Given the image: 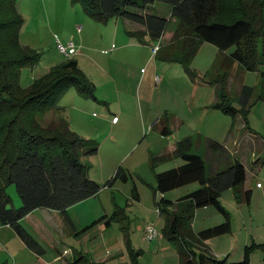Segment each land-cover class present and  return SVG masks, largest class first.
I'll return each mask as SVG.
<instances>
[{
  "label": "rangeland",
  "instance_id": "1",
  "mask_svg": "<svg viewBox=\"0 0 264 264\" xmlns=\"http://www.w3.org/2000/svg\"><path fill=\"white\" fill-rule=\"evenodd\" d=\"M11 3L22 18L20 44L39 55L36 65L21 70V84L27 86L52 69L74 60L93 85L90 94H81L72 87L65 90L54 108L49 112L34 113V116L45 129L54 121L64 119L81 139L96 145L97 153L81 160L89 167V177L102 188L97 195L68 211L72 224L61 213L47 215L43 212L46 209H41L31 220L23 222L24 227L29 229L35 222H49L50 236L42 233L34 236L35 242L45 250L43 256L47 259L54 258L51 247L56 246L67 260L73 257L74 250L95 260L106 259V253L118 251L119 260L108 264H179L177 246L164 232L166 220L158 212L157 202L162 197L172 199L178 194L179 198L188 188L165 194L156 192V175L184 163L181 157L173 154L172 148L185 141H188L189 152L203 158L209 174L225 169L235 158L241 159L250 176L252 168L259 169L260 165H256L258 157L261 166L264 164L261 163L264 100L256 93L247 115L250 129L258 134L257 143H246L242 139L244 123L240 119L213 107L221 93L224 73L225 94L229 104L236 108H239L237 98L243 86L259 90V73L248 71L238 63H234L229 71L220 70L225 54L203 42L189 66L199 76L197 84L181 64L165 62L162 52L152 54L159 41L150 36L139 40L126 34L125 27L130 31V27L136 25L117 18L99 22L75 0H12ZM154 6L169 15L167 5L157 2ZM7 13L13 15L9 10ZM177 25V21L172 22L168 32H173ZM58 42L64 46L73 42L77 54L67 57L60 53ZM261 70L264 72V66ZM201 81H214V84ZM163 129H168L169 133L162 134ZM206 138L218 141L224 149L211 150L203 140ZM254 151L258 156L255 157ZM254 170L252 183L260 182L264 186V165L260 171ZM117 172L119 176L113 184L104 187ZM232 191L227 190L220 202L229 212L234 230L213 240L234 242L231 247L228 244L220 246L228 250L224 255L230 254L239 262L244 258L239 251L244 244L251 243V234L257 231L256 220L260 229H264V201L255 199L257 196L254 198L252 207L256 216L252 218L248 205L243 206V221L237 206L232 205ZM7 192L12 198L11 206L19 208L21 200L16 186L9 185ZM116 210L127 217L124 224L113 222L106 227L102 221V226L101 223L92 225L102 217H111ZM199 211V214L195 211L192 222L195 233L224 221V216L212 205L199 208ZM149 226L158 233L152 241L146 238L145 230ZM0 240L3 241L0 264H6V261L14 264L15 257L10 251L13 246L23 245L21 239L13 230L5 229L0 231ZM17 259L21 261L23 257ZM250 264H264V250L255 249L250 255Z\"/></svg>",
  "mask_w": 264,
  "mask_h": 264
},
{
  "label": "trees",
  "instance_id": "2",
  "mask_svg": "<svg viewBox=\"0 0 264 264\" xmlns=\"http://www.w3.org/2000/svg\"><path fill=\"white\" fill-rule=\"evenodd\" d=\"M12 0H0V224L10 226L31 248L37 244L22 227L21 221L36 209L66 212L68 208L97 195L101 186L89 177V167L82 157L97 153L94 143L81 139L73 132L67 121H54L45 129L37 123L34 113L49 112L56 106L59 96L69 88L81 94H90L92 83L72 60L52 69L44 76L23 86L20 72L23 67L36 65L39 55L22 46L19 34L22 18ZM84 11L99 22L117 18L143 30L129 31V36L142 40L148 35L158 41L164 35L172 19L177 27L171 40L159 47L157 53L167 63H179L187 69L193 81L199 77L190 69L199 46L207 42L225 54L220 70L226 72L234 63L248 71L258 72L257 88L243 86L238 95L239 108L229 104L225 94V78L220 82L221 93L214 108L233 118L241 117L247 130L251 103L256 95L264 100V0H75ZM169 7V15L155 8L156 3ZM9 10L13 15L7 13ZM143 44L145 42H142ZM212 85L214 81H205ZM91 83V84H90ZM52 123V122H51ZM54 126V127H52ZM169 133L163 129L162 134ZM187 142L176 144L173 154L181 157L184 164L156 175V192L168 191L199 183L197 190L177 200V204L162 197L157 202L161 216L166 220L164 230L168 240L177 246L179 264H250L255 249L264 250V244L246 246L244 258L230 262L227 257L213 255L207 241L230 233L231 218L221 204L220 198L227 190L235 192L238 203H249L251 190H244L245 167L236 161L213 175L206 173L203 158L189 152ZM208 147L223 150L222 144L207 140ZM261 163H264V158ZM260 165V159L256 162ZM119 176L116 173L104 187L112 185ZM14 184L21 206H11L12 198L7 192ZM214 206L224 216L217 226L193 231L192 222L197 209ZM127 217L116 210L111 217H102L94 224L104 221L125 223ZM68 264H105L78 253Z\"/></svg>",
  "mask_w": 264,
  "mask_h": 264
},
{
  "label": "crops",
  "instance_id": "3",
  "mask_svg": "<svg viewBox=\"0 0 264 264\" xmlns=\"http://www.w3.org/2000/svg\"><path fill=\"white\" fill-rule=\"evenodd\" d=\"M175 20L174 19H172L171 20V22L169 23V25L172 23V22H174ZM169 25H168V27H169ZM168 27H167V29H166V31H165V33H164V35L162 36V38L160 39V40H158L159 41V43L157 44V45H159V46H163V45H165V44H167L170 40H171V38H172V36H173V32H168ZM132 30H130V31H134L133 29H135V31H138V30H143L141 27H139V26H136V27H134V28H132V26L130 27ZM127 31V29H126V27H125V32ZM167 32L169 33L168 34V37L166 36L167 35ZM127 34V33H126ZM146 36H148V35H146ZM153 54V53H152ZM196 83L198 84L199 82L197 81V79H196ZM201 83H205V82H203V81H201ZM210 85V84H209ZM237 119H240L241 121H242V123H244L243 122V120H242V118L241 117H238ZM69 124V123H68ZM69 127H70V125H69ZM241 131H242V139L243 140H246L245 142L246 143H249V142H258L257 141V139H258V134L256 133V132H254V131H249V130H247V128L245 127V124L244 125H242V128H241ZM203 140H205V142L207 141V140H213V139H209V138H206V139H203ZM213 141H215V140H213ZM218 142V141H217ZM219 143V142H218ZM221 144V143H220ZM206 145H208L207 143H206ZM223 146V145H222ZM264 146V145H263ZM224 147V146H223ZM264 148V147H263ZM176 149V145L172 148V152L174 151ZM171 152V153H172ZM254 154H255V157L256 156H258L257 154H256V152L254 151ZM262 154H263V156H261V157H263L264 158V149H263V152H262ZM258 159H260L259 157H258ZM236 161H238V162H240V163H242L241 162V159H238V158H235L234 159V161H232L231 162V164H233L234 162H236ZM184 164V163H183ZM182 164V165H183ZM230 164V165H231ZM243 165H244V163H242ZM230 165H228V166H230ZM264 165V164H263ZM262 165V166H263ZM181 166V165H180ZM227 166V167H228ZM262 166H260V168L259 169H257L256 167L255 168H252L253 170L255 169L256 171H260V169H261V167ZM177 167H179V166H177ZM226 167V168H227ZM244 167H245V165H244ZM253 170H252V175L250 176L249 175V173L246 171V167H245V172H246V183H245V186H244V190L245 191H247V190H251V198H250V202L247 204V203H245V202H241V203H238L237 201H236V197H235V192L234 191H232V205L233 204H235V206H237L236 208V210L238 211V214H239V216L241 217V216H244V214H243V206H246V204L248 205V209H249V217L250 218H252L253 216L255 217L256 216V213L253 211V207H252V205H253V200H254V198L255 199H257V198H260V199H262L263 201H264V186L260 183V182H257L255 185L252 183V181H251V178L254 176V173H253ZM254 170V171H255ZM218 171H220V170H217V171H215L214 173H212L211 172V174H209L208 172H207V168H206V173L208 174V175H213V174H215L216 172H218ZM255 171V172H256ZM258 184H261V187H258ZM189 187H192V188H190L189 189ZM200 187V185H199V183H192V184H189V185H187V186H184V187H180V188H177V189H175V190H172V192H175L176 190H180V189H182V188H188L186 191V193L185 194H183V196H180L179 198H178V195L177 196H175L174 198H172V199H168V200H170V201H172V202H174V204L176 205L177 204V200L178 199H180V198H182V197H184V196H186V195H188L189 193H191V192H193L194 190H197L198 188ZM259 190L258 191V193H255V191L256 190ZM226 192V191H225ZM224 192V193H225ZM223 193V194H224ZM253 193H255V194H253ZM222 194V195H223ZM222 197V196H221ZM167 199V198H166ZM239 206V207H238ZM73 207V206H72ZM72 207H70V208H68L67 209V211L64 213V212H60V211H55V210H48V211H46V210H44L43 212H46L45 214H47V215H51V214H59V213H61L62 215H64L65 216V218H66V220L68 221V223H71L72 221H71V218H70V216H69V213H68V211L72 208ZM39 210H41V209H36V210H34L33 212H31L26 218H24L20 223H21V225H22V227L29 233V235L33 238V240L35 239L34 238V236L35 235H37L38 233H42V235H45V236H50V231H51V227H50V225H49V222H47L46 221V224H41L40 222H38V224L35 222V223H33L32 224V228H29V229H27V228H25L24 227V225H23V222L24 221H26V219H28V220H31L34 216H35V214L39 211ZM227 210V209H226ZM50 211V212H49ZM197 211V213L199 214V209H197L196 210ZM59 216V215H58ZM242 219H243V221L245 220V218H243V217H241ZM222 223V222H221ZM256 223H257V225H256V227H255V230L257 229V231L256 232H253V234H251L252 236H251V239H249V240H251V243H249V244H244V246L242 247V250L241 251H239V253L241 252L242 253V255L244 254V251H245V248H246V246H248V245H250V244H253V243H256V244H264V229H260V225L258 224L259 223V221H257L256 220ZM72 224V223H71ZM100 226H102V223H101V225ZM264 225H262V227H263ZM13 230L14 231V229L13 228H11L10 226H2L1 224H0V231H2V230ZM35 229V230H34ZM231 229H233L234 230V225L232 224L231 225ZM258 229H260V231L258 232ZM53 230V229H52ZM194 231V230H193ZM15 232V231H14ZM15 234H16V232H15ZM16 236H18L17 234H16ZM224 236V235H223ZM19 237V236H18ZM20 238V237H19ZM217 238V237H216ZM21 239V238H20ZM214 239V238H213ZM213 239H210V240H208V241H210V244L208 245V241H207V245H208V247L210 248V246H211V248L213 249V250H211V248H210V250L212 251V253H213V255L214 256H216L217 258H219V259H222V258H225V257H227L228 258V260L230 261V262H236V260H234V259H232L231 258V256H230V254L228 255L227 254V256L226 255H224V254H226L227 253V251L228 250H223V248L221 249V246H220V244H222V245H227L228 244V246H232L233 245V243L234 242H230V241H226V240H223L221 243H218L217 241H214ZM247 239V241L249 242V240ZM213 240V241H212ZM35 241V240H34ZM21 242L23 243V245H20V246H13L12 247V249H13V251H10V253L12 254V256H14L15 257V262H14V264H68L70 261H72L73 260V258L75 257V255L77 254V253H81V254H83V255H85V253L84 252H79V251H77V250H74V252H75V254L73 255V257L70 259V260H67L66 259V255H63L62 254V252L60 253L59 252V249L56 247V246H52L51 248L54 250V258H49V259H47V258H45V256H43L44 255V253H45V250L41 247V245H39L38 244V242H36V244H37V247L36 248H31V247H29L27 244H25L24 243V241H22V239H21ZM247 242V243H248ZM1 243H3V241L2 240H0V246H1ZM226 243V244H225ZM244 243H246V241L244 242ZM237 244H238V242H237ZM236 244V245H237ZM240 246H241V244H239ZM8 247H10V246H8ZM236 247V250L238 251L239 250V247H238V245L237 246H235ZM11 248V247H10ZM17 248H19V249H17ZM7 251V250H6ZM86 251H88V250H86ZM66 252V251H65ZM64 252V254H67L68 255V253L66 252L65 253ZM7 254L9 255V252L7 251ZM120 253L118 252V251H115V252H108V253H106V256H107V258L106 259H100V260H95V258H92L94 261H97V262H104L105 264H108V263H110V262H112V263H115V259H117V261L119 260L118 259V255H119ZM22 256L23 257V260H19L18 261V257L19 256ZM16 256H17V258H16ZM30 259V260H29ZM91 259V258H90ZM116 261V262H117ZM241 261V260H240ZM7 262L8 261H6V264H7ZM116 264H121L120 262H117Z\"/></svg>",
  "mask_w": 264,
  "mask_h": 264
},
{
  "label": "built area",
  "instance_id": "4",
  "mask_svg": "<svg viewBox=\"0 0 264 264\" xmlns=\"http://www.w3.org/2000/svg\"><path fill=\"white\" fill-rule=\"evenodd\" d=\"M58 51L64 54L67 57L73 56L77 54L76 46L73 42H71L68 46L62 45L60 42L57 43ZM159 45H155L152 49V53L156 54L159 50ZM258 187H261V184H258ZM159 212V210H158ZM160 213V212H159ZM146 238L148 240H155L158 237V233L154 227L149 226L146 230Z\"/></svg>",
  "mask_w": 264,
  "mask_h": 264
}]
</instances>
